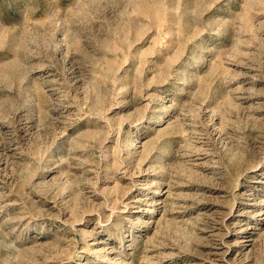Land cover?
<instances>
[{
  "label": "rangeland",
  "instance_id": "1",
  "mask_svg": "<svg viewBox=\"0 0 264 264\" xmlns=\"http://www.w3.org/2000/svg\"><path fill=\"white\" fill-rule=\"evenodd\" d=\"M0 264H264V0H0Z\"/></svg>",
  "mask_w": 264,
  "mask_h": 264
}]
</instances>
